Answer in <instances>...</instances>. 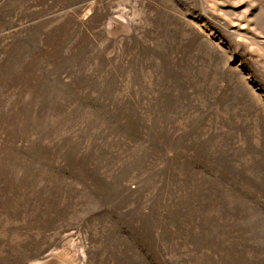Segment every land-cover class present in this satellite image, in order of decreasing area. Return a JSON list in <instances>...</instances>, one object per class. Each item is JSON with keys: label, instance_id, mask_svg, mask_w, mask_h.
<instances>
[{"label": "rangeland", "instance_id": "374dc122", "mask_svg": "<svg viewBox=\"0 0 264 264\" xmlns=\"http://www.w3.org/2000/svg\"><path fill=\"white\" fill-rule=\"evenodd\" d=\"M0 264H264V0H0Z\"/></svg>", "mask_w": 264, "mask_h": 264}]
</instances>
